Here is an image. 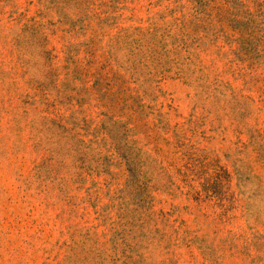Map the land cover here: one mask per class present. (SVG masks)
Wrapping results in <instances>:
<instances>
[{"label": "rangeland", "instance_id": "obj_1", "mask_svg": "<svg viewBox=\"0 0 264 264\" xmlns=\"http://www.w3.org/2000/svg\"><path fill=\"white\" fill-rule=\"evenodd\" d=\"M0 264H264V0H0Z\"/></svg>", "mask_w": 264, "mask_h": 264}]
</instances>
